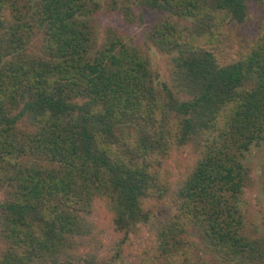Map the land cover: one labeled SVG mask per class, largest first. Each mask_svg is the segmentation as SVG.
<instances>
[{"label": "trees", "instance_id": "trees-1", "mask_svg": "<svg viewBox=\"0 0 264 264\" xmlns=\"http://www.w3.org/2000/svg\"><path fill=\"white\" fill-rule=\"evenodd\" d=\"M102 1L0 0V264H198L190 232L229 264H264L241 206L245 154L264 142V20L249 10L264 0H108L123 21L158 14L145 39L171 84L117 34L93 54Z\"/></svg>", "mask_w": 264, "mask_h": 264}, {"label": "rangeland", "instance_id": "rangeland-1", "mask_svg": "<svg viewBox=\"0 0 264 264\" xmlns=\"http://www.w3.org/2000/svg\"><path fill=\"white\" fill-rule=\"evenodd\" d=\"M102 3L105 4V7L95 12L89 18L91 24L95 27L97 37L93 54L95 55L103 47V44L107 41L111 33L117 34L123 39L125 45L141 49L150 58L152 68L159 74L158 84H171L172 66L170 56L158 51L156 47L147 42V38L145 39L147 28L158 20V14H149L146 12L144 14V24H141L139 21L131 23L127 20L123 21L120 12L110 8L108 0H103ZM249 10L252 21L255 22L258 20L261 22V20H264V4L262 6L250 4ZM245 32L248 35L253 34L254 27L252 24L248 25ZM38 41V38H36V45H38ZM156 87L158 89L157 85ZM78 103L79 105H85V101L83 100L78 101ZM144 122H149V126L152 123L154 124L153 120H148V118ZM194 158L193 145L173 155L169 169L172 174L175 173L173 175L177 177L175 178L176 181H179L181 176L189 173ZM244 164L250 170V182L244 190L241 206L249 222L255 228L257 227L258 241L264 243V142L251 147L250 151L245 154ZM4 199L5 192L0 190V200L3 201ZM151 199H153H149L151 203H157L155 198ZM168 202L161 201L160 204H157L159 205L158 207L164 208L167 211L173 210L176 203L174 202L172 204L170 202L169 204L171 205H168ZM97 224V226L102 225L101 222ZM184 239L193 246L194 256L199 263V260H203L205 264H229L223 259L213 256L208 250L206 251L196 232L188 233L184 236ZM254 262V260L251 261L242 258L240 260H234L230 264H253Z\"/></svg>", "mask_w": 264, "mask_h": 264}]
</instances>
